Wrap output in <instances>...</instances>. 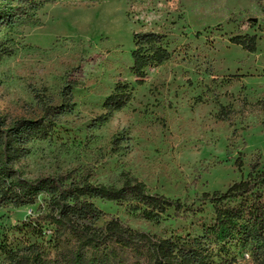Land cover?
Segmentation results:
<instances>
[{
  "label": "rangeland",
  "instance_id": "374dc122",
  "mask_svg": "<svg viewBox=\"0 0 264 264\" xmlns=\"http://www.w3.org/2000/svg\"><path fill=\"white\" fill-rule=\"evenodd\" d=\"M144 31L164 34L171 58L138 85L132 52ZM238 34L256 35L257 50L233 44ZM126 81L133 98L101 120L105 100ZM69 84L73 110L14 160L16 178L71 172L120 186L130 177L202 209L188 220L170 210L156 223L127 202L94 200L125 225L161 237L200 235L214 217L203 194L247 178L253 162L264 169V0H58L3 26L1 118L43 116L68 102ZM38 205L0 207V240L21 245L15 227L35 218Z\"/></svg>",
  "mask_w": 264,
  "mask_h": 264
},
{
  "label": "trees",
  "instance_id": "16d2710c",
  "mask_svg": "<svg viewBox=\"0 0 264 264\" xmlns=\"http://www.w3.org/2000/svg\"><path fill=\"white\" fill-rule=\"evenodd\" d=\"M55 1L0 0V32L3 26H12L17 19ZM134 40L131 72L141 85L147 70L168 61L171 52L162 33L144 31L136 33ZM231 42L248 52L258 48L256 35H234ZM73 87L69 84L64 88L68 102L47 106L43 116L0 117V207L39 203L35 218L15 227L21 245H14L7 235L0 240V264H229L239 257L264 264V169L259 162L252 163L247 178L225 191L203 194L213 204L214 217L203 225L200 235L160 237L139 231L95 204L98 199L127 202L141 217L156 223L170 210L185 220L202 212L192 203L149 192L138 179L128 177L120 186H106L74 177L71 172L32 181L16 178L14 160L29 154V143L34 139L49 138L60 117L73 110ZM134 89L131 82H119L105 100L106 113L100 119L125 108ZM218 118H226L224 111Z\"/></svg>",
  "mask_w": 264,
  "mask_h": 264
},
{
  "label": "built area",
  "instance_id": "2783aa9c",
  "mask_svg": "<svg viewBox=\"0 0 264 264\" xmlns=\"http://www.w3.org/2000/svg\"><path fill=\"white\" fill-rule=\"evenodd\" d=\"M245 257H246V259H250V254L246 253Z\"/></svg>",
  "mask_w": 264,
  "mask_h": 264
}]
</instances>
